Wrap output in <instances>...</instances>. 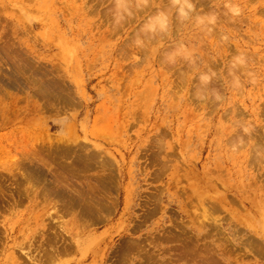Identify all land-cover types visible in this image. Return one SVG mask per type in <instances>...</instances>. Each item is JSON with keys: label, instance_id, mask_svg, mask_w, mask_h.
Returning <instances> with one entry per match:
<instances>
[{"label": "rangeland", "instance_id": "obj_1", "mask_svg": "<svg viewBox=\"0 0 264 264\" xmlns=\"http://www.w3.org/2000/svg\"><path fill=\"white\" fill-rule=\"evenodd\" d=\"M187 3L0 0V264H264V0Z\"/></svg>", "mask_w": 264, "mask_h": 264}, {"label": "clouds", "instance_id": "obj_2", "mask_svg": "<svg viewBox=\"0 0 264 264\" xmlns=\"http://www.w3.org/2000/svg\"><path fill=\"white\" fill-rule=\"evenodd\" d=\"M116 5H117V15H119V12L121 10L127 11V9L124 8L123 0H116ZM185 6L189 10H191L193 8V5H191L190 3H187V0H185ZM226 7H228L229 12H231V14L233 16H239L241 14V9H240L239 5L228 4V5H226ZM181 15H185L186 16L187 13H185L183 11V9H181ZM210 22L214 23L215 22V18L212 17L211 20H210ZM160 27L161 28L165 27V20L164 19H161ZM236 61L239 64H243L244 63V60H243L242 57H237L236 58ZM201 79L206 82L208 80V77L207 76H202ZM236 86L239 87V80H238V78L236 79ZM247 131H248V129H245V132H247Z\"/></svg>", "mask_w": 264, "mask_h": 264}, {"label": "bare ground", "instance_id": "obj_3", "mask_svg": "<svg viewBox=\"0 0 264 264\" xmlns=\"http://www.w3.org/2000/svg\"><path fill=\"white\" fill-rule=\"evenodd\" d=\"M179 1H181V0H179Z\"/></svg>", "mask_w": 264, "mask_h": 264}, {"label": "flooded vegetation", "instance_id": "obj_4", "mask_svg": "<svg viewBox=\"0 0 264 264\" xmlns=\"http://www.w3.org/2000/svg\"><path fill=\"white\" fill-rule=\"evenodd\" d=\"M5 200H7V199H5Z\"/></svg>", "mask_w": 264, "mask_h": 264}]
</instances>
